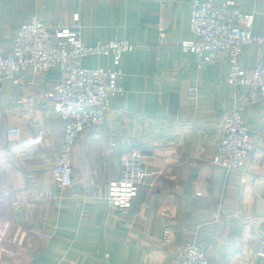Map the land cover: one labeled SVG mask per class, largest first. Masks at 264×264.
Returning a JSON list of instances; mask_svg holds the SVG:
<instances>
[{
  "label": "crops",
  "instance_id": "1",
  "mask_svg": "<svg viewBox=\"0 0 264 264\" xmlns=\"http://www.w3.org/2000/svg\"><path fill=\"white\" fill-rule=\"evenodd\" d=\"M191 1L0 0L5 54L34 18L72 24L78 16L86 44L119 38L136 45L120 60L117 81L124 90L110 97L103 131L82 132L74 146L70 186L58 185L51 171L64 119L45 92L59 81L60 69L24 70L18 84L3 81L0 264H178L177 244L186 242L199 244L213 264H264V102L250 101L226 80L227 51L200 67L198 54L180 46L195 39ZM226 1L252 13V31L264 34V0H214ZM261 52L259 44L243 46L247 75ZM81 62L115 67L113 55ZM234 108L255 149L244 167L228 169L215 157L222 119ZM12 128L20 135H10ZM133 150L145 155L149 175L124 209L111 205L107 192ZM166 226L176 244L163 241Z\"/></svg>",
  "mask_w": 264,
  "mask_h": 264
},
{
  "label": "built area",
  "instance_id": "2",
  "mask_svg": "<svg viewBox=\"0 0 264 264\" xmlns=\"http://www.w3.org/2000/svg\"><path fill=\"white\" fill-rule=\"evenodd\" d=\"M190 6L195 39L184 40L180 46L198 54L200 67L214 63L220 51H227L230 68L226 80L243 88L250 101L264 102V34L252 31L254 15L242 12L232 1L216 4L214 0H192ZM82 27L78 16L72 24L65 20L49 24L34 18L18 29L10 51L5 54L0 49V91L5 79L18 84L24 70L60 69L59 81L45 96L64 119L62 143L51 166L54 180L64 187L74 181L72 153L80 134L103 131L110 97L124 90L117 81L122 75L120 60L126 51L136 47L135 43L119 38L86 44ZM253 43L259 44L262 52L252 73L247 75L240 56L243 46ZM91 55H113L115 67L82 65V59ZM196 89L191 87V90ZM20 133L18 128L9 129L10 135ZM254 149L255 139L241 111L234 108L227 112L222 119L215 160L228 169L242 168ZM145 160L140 150L130 151L123 157L119 177L109 183L107 200L111 205L124 209L132 206L149 175ZM185 230L191 232V229ZM2 236L0 233V238ZM163 241L176 244L172 226L164 228ZM177 247L181 256L178 264H213L195 242L177 244Z\"/></svg>",
  "mask_w": 264,
  "mask_h": 264
},
{
  "label": "clouds",
  "instance_id": "3",
  "mask_svg": "<svg viewBox=\"0 0 264 264\" xmlns=\"http://www.w3.org/2000/svg\"><path fill=\"white\" fill-rule=\"evenodd\" d=\"M44 138H45L44 136H41V137H40L41 140L44 139Z\"/></svg>",
  "mask_w": 264,
  "mask_h": 264
}]
</instances>
